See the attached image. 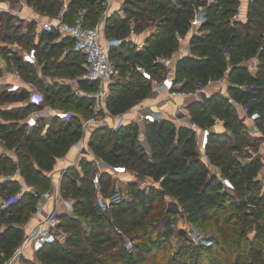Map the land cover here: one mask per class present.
Instances as JSON below:
<instances>
[{"label": "trees", "instance_id": "1", "mask_svg": "<svg viewBox=\"0 0 264 264\" xmlns=\"http://www.w3.org/2000/svg\"><path fill=\"white\" fill-rule=\"evenodd\" d=\"M87 2L97 5L86 12L88 24L95 25L98 21L90 22L89 18L96 20L99 13H104L105 6L102 5L105 0ZM200 2L203 1L125 0L124 15L114 12L121 23L117 35L106 33L110 37H121L118 33L124 32L122 29L131 24V20H135L137 29L142 24L138 20L150 18L154 11L162 12L163 23L147 38L142 49L133 53L124 50L133 43L132 37L124 36L120 49L113 51L119 72L120 69L124 71L129 63V76L122 77L120 72L111 86L107 106L112 113L124 112L150 97L151 81L139 72L137 65H143L156 75L160 65L154 62V58L171 54L178 47L175 32L188 30L194 4ZM240 4L241 0L208 3L204 30L191 39L192 54L184 56L177 65L178 78H184V88H193L197 83L207 85L229 73L232 83L228 88L229 95L220 90L207 91L206 100H193L187 105L192 120L202 127L212 128L206 147L208 161L201 157L197 133L188 126H177L169 118L160 126L156 123L147 125L150 151L141 144L138 124L131 123L118 129L109 126L94 129L90 147L98 157L112 164L124 163L129 169L133 167L148 172L160 180L161 186L147 189L136 177L128 182L125 198L111 209L101 211L96 205L98 190L92 180L93 162L82 158L83 174L70 167L63 176L62 193L72 198L75 205L73 213L63 212L60 216L64 241L46 244L36 253L40 262L31 263L29 256L25 264H212L214 258L207 251L215 243V254L223 264H264V184L260 177L264 159L250 155L243 160L237 154L244 150L250 133V126L243 119L237 103L250 104L252 110H258L261 118L257 124L264 126V0L250 2L248 26L242 20L231 19ZM44 10L47 11V6ZM78 14L70 3L68 18L74 19ZM3 15L0 14V38L20 40L30 45L34 24H30L27 32L21 33L12 23L14 17L9 15L5 19ZM52 36V33L44 34L47 40L43 49L48 57L70 43L63 40L52 46L47 42ZM255 56L258 57L256 74L250 70L251 64L243 61L244 57ZM15 58L25 66L20 57ZM119 58L124 62L120 63ZM48 61L56 71L63 68L70 76H75L82 72L84 57L73 50L63 59L49 58ZM26 72L38 83L44 82L32 68L26 67ZM55 73L62 74L60 70ZM81 83L94 85H88L84 80ZM45 88L51 104L59 103L60 107L70 104V109L75 111L91 112L87 99L75 95L69 87L47 84ZM3 94L22 98L0 90V95ZM27 111L20 105H0V139L7 148L15 150L14 156L0 152V173H10L18 167L21 175L38 187L37 190L45 191L52 184L48 172L53 170L57 159L67 155L83 136L81 120L78 117L68 121L54 119L43 132L42 126L29 129L21 122ZM218 120L224 123V130H216ZM215 166L220 168V173ZM225 176L232 180L235 188L226 186ZM112 182L111 176L102 177L104 192L111 189ZM20 185L19 179L9 178L0 181V191L13 186L14 190L7 198ZM163 190L177 199L188 220L198 225L212 223L217 234L212 244L189 241L179 249L173 248L171 236L177 222L176 211L162 207ZM1 200L0 264H4L26 237L24 225L36 209V199L27 192L7 206H3ZM161 214L164 215L162 230L153 224ZM252 231L254 236H250ZM127 237L135 241L131 251L125 244Z\"/></svg>", "mask_w": 264, "mask_h": 264}, {"label": "built area", "instance_id": "2", "mask_svg": "<svg viewBox=\"0 0 264 264\" xmlns=\"http://www.w3.org/2000/svg\"><path fill=\"white\" fill-rule=\"evenodd\" d=\"M172 1L175 2L176 0ZM202 1L194 4L188 30L185 33L180 30L175 32L178 47L171 54H160L154 58V62L160 65L159 72L156 75L143 65H137L139 72L151 81L154 91L165 93L172 98L189 96L195 97L194 100H206L208 96L206 85L197 83L191 90H185L183 88V80L178 78L177 73L179 60L192 54V37L204 30L203 26L207 20V4L215 0ZM248 1L250 3L252 0ZM111 3L112 0H105V4H108V7L104 10L102 20L95 25L88 24L85 11L79 13L74 19H69L67 16L69 9L67 0L64 1L62 11L55 16L38 12L30 5L29 0L20 1V5L33 9V13L29 15L21 14L19 6L13 9L8 4H0V11L13 13L21 18L24 17L26 24L24 29L20 31L21 33L27 32L30 24H34L33 38L30 45H26L24 41L20 40L0 39V90L22 96L18 105L28 109V111L26 116L21 119V122L26 124L29 129L42 126L43 132H45L54 119H57V121H68L71 118L78 117L81 120L83 136L75 145L82 155L93 162L94 172L92 180L98 190L96 205L101 211L111 209L113 205L127 196L128 191L122 186L121 182L126 180L124 175L130 170L126 165L112 164L94 153L90 147L92 131L103 126L118 129L131 123L138 124L141 144L150 151L147 133L144 131L143 126L149 123H156L160 126L163 120L167 118L165 109L161 106L159 100L149 103L143 102L118 114L112 113L107 106L111 86L119 75V68L113 56V51L120 49L124 40L121 37H110L105 34L106 21L114 11ZM241 8L240 4L231 19L242 20L248 26V14L242 16ZM118 9L124 10L122 2H120ZM132 32L136 33L134 26L132 27ZM45 33L53 34L52 39L47 41L52 46L63 40L70 42L64 45L63 52L65 54L74 50L83 55L84 61L82 62V72L80 74L53 77L44 72L46 62L43 60V45L45 44L43 35ZM16 56L20 57L25 66H21L18 63ZM255 58L258 57L255 56ZM26 67L32 68L35 74L47 84L65 85L75 95L87 99L90 103L91 114L84 116L73 109L48 103L45 92L38 87V82L27 75ZM82 80L88 82V85L92 83L94 85L87 86L82 84ZM237 104L245 122H251L253 126L258 127L257 120L261 118V113L258 110H252L250 104ZM182 106V104H179L178 107L173 109L171 115L174 118V122L177 126H188L197 133V146L201 152V157L208 161L206 147L212 128L200 126L196 121L192 120L190 112ZM182 121H187V123L184 124ZM217 124L218 122L215 125ZM215 128L220 130L216 126ZM259 135L264 140V133L261 132ZM20 174V170L17 167L14 175ZM1 175L3 174L0 173V177ZM104 175L105 177L111 176L113 179L111 189L108 192H104L102 188V177ZM9 177L19 179L16 178L17 176L11 175L0 178V180L4 181L5 178L8 179ZM223 181L228 188H235L229 177H223ZM27 192L31 193L36 199V209L32 216L42 210L46 201L54 196L51 189L39 191L30 186H23L22 182L17 191L2 199L1 203L3 206H7L24 197ZM163 192L165 193L164 190ZM55 197L57 201L54 208L40 218L34 227L26 231L23 243L4 264L25 263L29 257L27 252L37 253L38 250L48 243L57 240L64 241L65 233L60 227V216L63 212L73 213L75 211L74 200L65 197L61 192L55 193ZM118 231L122 232V229L118 228ZM125 244L131 251L135 241L127 237Z\"/></svg>", "mask_w": 264, "mask_h": 264}, {"label": "rangeland", "instance_id": "3", "mask_svg": "<svg viewBox=\"0 0 264 264\" xmlns=\"http://www.w3.org/2000/svg\"><path fill=\"white\" fill-rule=\"evenodd\" d=\"M20 1L21 0H0V4H2V5L8 4L13 9H15V7H17L19 5ZM64 1L65 0H31V1H29V3L31 6H33V8L35 10H37L38 12H40L42 14L58 15L62 11V9L64 8L63 7ZM117 1L118 0H114L115 4H117ZM68 3H69V7H70V3L72 4V6L76 9L77 13H81L83 11L87 12L88 8H91L92 6H97V5H91L90 3L87 2V0H68ZM44 6H47L46 12L44 10ZM98 6H100V5H98ZM102 6H105V9H106L108 7V4H105ZM19 9H20V12L23 10L21 8H19ZM117 12L119 15H121L120 11H117ZM24 13H28V12L25 11ZM0 14H5V15H3L5 19L9 15H12L14 17L12 23L15 25V28L17 27L18 32L23 30V28L26 24L24 17L21 18L19 15H15L13 13L2 12V11H0ZM21 14H23V13H21ZM112 14H113L112 17H110V19L108 21H106L105 32L108 34H111V35H115V34L117 35V28L121 23V19L114 12ZM102 15H103L102 13L101 14L99 13V16L96 20L89 18V21L90 22L98 21L97 22V24H98L102 20ZM162 17H163L162 12L154 11L151 13L150 18L139 19L138 22H142V24L136 29V33L132 32V25L130 23H128L125 26V28L122 29L124 32L118 33L119 36H121V37L127 36V37H132V39L134 38L133 43L131 44V47L129 49L125 48L124 50H127L129 53H133L136 49H142L143 47H140L141 45H139V44L140 43L143 44L142 42L145 41L144 40L145 36H147L149 33L152 34V33L158 31V27L161 26V24L163 23ZM130 22H132V20ZM132 24H136V22L134 23V21H133ZM0 29H1V27H0ZM43 38H44L43 39L44 41L47 40V38H45L44 35H43ZM14 40L15 39H12V41H14ZM62 51H63V48L58 50L54 54V56L56 58H60ZM49 58H50V60L56 59V58H53L52 55L49 56L48 59ZM253 59L254 58H252V57H248V58L244 57L243 61H245L248 64L249 63L251 64ZM118 61L120 63H123L124 59L119 58ZM51 65L52 64L50 63V61H48L45 64L46 69H44V72L49 74L50 76H53V77L70 76V74L68 72H66V70L63 68L57 69V71L60 70V72H62V74H58V73L56 74L55 73V72H57L56 68L52 67ZM128 67H129V63H127L124 71H123V69H120L122 77H125V76L128 77L129 76ZM227 74H228V72H226L225 75L222 78H220V80L218 79L217 80L218 82H216V84H215V86H217V87L220 86V91L223 92L225 95H229V90H228V88H226V79H224V78H227ZM183 79L181 78V80H183ZM221 80H223V81H221ZM209 84L210 83H208V85ZM46 85H47L46 82H39L38 83V87L41 88L45 92V94L47 95V99H48V93L46 92V88H45ZM208 85H206L207 91L210 92V91L215 89L214 87H209ZM191 89L192 88H185V90H191ZM151 90H152L151 91L152 95L150 94V97L154 96L155 98L160 100V102L164 103V105L166 107L165 109L167 110L165 112L166 113L168 112V115L171 116L173 109H175L179 105V104H177V101H176L177 98L175 100L174 98L166 95L165 93H160V92L154 91L153 88ZM191 99L194 100L195 97H189V100H191ZM148 100L149 99L147 98V99L143 100L142 102L139 101V102H137L136 105L141 104L143 102L149 103ZM184 100H186V101H184L185 103L181 101V104L183 105L182 107L186 108L189 101H187V99H184ZM193 100H191V101H193ZM18 101H20V98H18V97L5 96V94L0 95V105H2V106H4V105L13 106V105L17 104ZM47 102L50 103L49 99L47 100ZM57 105H59V103H57ZM59 107H60V105H59ZM71 107H72V105L66 104L65 107H63V108L70 109ZM76 111L79 112L81 115H84V116H88L89 114H91V112H89V111L86 112L82 109H78ZM217 122H218V124L215 126L219 127V125L222 124V121L218 120ZM143 129L145 132L146 131L148 132L149 127L147 125H145V126H143ZM257 132L258 133H260V132L264 133V126H263V128L262 127L256 128V126H253L252 129H250V133H249V136L247 138V142H246L244 150L241 151L240 153H237L243 160L246 158L248 159L250 157V155L254 156L255 154H260V153H261L260 156H262L264 159V140H263L262 136L260 137V135H257ZM120 165H125V164L120 163ZM58 166L59 165H57V167ZM129 170L131 171L132 178L137 177L143 187H146L147 189H149L150 187H153V186H156V187L161 186L160 180L154 179L148 172L143 173V172H141V170L135 169L133 167L130 168ZM262 172H264V170ZM15 173H16V169L10 173H6V174L1 175L0 178H4L6 176H11V175L17 176L16 178H19L20 184H22V182H23V186L26 185V186H30L34 189H38V187H36L32 182H29L21 174L20 175H14ZM261 178H262V181L264 184V175L261 176ZM6 179L7 178H5V180ZM10 179H12V178H10ZM0 181L2 182V180H0ZM51 182H52V180H51ZM13 190H14L13 186H9L7 190L2 189L0 191V199H4L8 194H11ZM160 199H161V203H162L163 208H170V209H173L176 211L177 222L174 225V233L171 236L173 248L175 250L179 249L181 246H183L185 244H188L189 241H194L196 243L201 242L204 245L212 244V240L217 236V234H216L211 222H206L202 225H198L197 223L192 222V221L187 219V215H186L185 211L182 209V207L178 204L177 199L169 196L168 194H166L164 192L162 193V196ZM163 217H164V215H162V214L159 215V217H157L156 220L159 221L158 223H157V221H153V224L154 225L157 224L159 226V229H161V230L163 229V224H162V218ZM30 221H31V218H29L28 221H26V223L24 225L25 228H28V224ZM157 233L158 232H156L155 235ZM254 235H255L254 231L250 232V236H254ZM215 245H216V243L214 244V247H215ZM214 247L212 249H210V251L206 250L208 252V255L211 256L212 258H214V260H215L214 261L212 259L213 261L210 263H212V264H223V260L216 256ZM27 255L30 256V262L31 263L40 262L36 253L29 251V252H27ZM22 264H25V263H22Z\"/></svg>", "mask_w": 264, "mask_h": 264}, {"label": "crops", "instance_id": "4", "mask_svg": "<svg viewBox=\"0 0 264 264\" xmlns=\"http://www.w3.org/2000/svg\"><path fill=\"white\" fill-rule=\"evenodd\" d=\"M23 1H26V0H23ZM68 1V0H67ZM120 2H122L123 4H124V0H118L117 1V4H115V2H114V0H112V3H111V6H112V8L114 9V11L113 12H115V11H120V13H122L123 15H124V10H119L118 9V7H119V5H120ZM249 1L248 0H241V14H242V16H246L247 14H248V9H249ZM21 9H23L22 11H21V13H23V15H29V14H32L33 13V9L32 8H30V7H25V6H23V5H20V3H19V5H18ZM125 6V5H124ZM25 11H27L28 13H24ZM133 21H134V23H135V20H132V22H131V25H132V27L134 26L135 27V24H132L133 23ZM24 29V28H23ZM152 33V32H151ZM105 34H106V32H105ZM107 35V34H106ZM151 34L149 33L147 36H145V38H144V42H142L143 44H139V45H141L140 47H143L144 46V44L146 43V40H147V38L150 36ZM1 40H5V39H3V38H0ZM134 39V38H133ZM55 46V45H54ZM68 53H64L63 51H62V53H61V56H60V58L59 59H63V58H65L66 57V55H67ZM52 57L53 58H56L54 55H52ZM43 60L47 63L48 62V55L46 54V52H45V50H44V54H43ZM250 70L254 73V74H256V72H257V70H258V59L257 58H254L253 59V61L251 62V65H250ZM224 79H226V88H229V86L232 84L231 83V81H230V77H229V73L227 74V78H224ZM220 80V79H219ZM221 81H223V80H221ZM216 82H218L217 80H212L211 82H210V84L208 85L209 87H214L215 89L214 90H220V86L219 87H217V86H215V84H216ZM211 85V86H210ZM214 90H212V91H214ZM212 91H210V92H212ZM209 92V91H208ZM151 95H152V93H151ZM154 96H151V97H149L148 99V101L149 102H153V101H158V99L157 98H155ZM175 100H176V98H174ZM184 99H187V101H191V100H193V99H191V100H189V96H187V97H184V96H179V97H177V104H181V101L182 102H184V101H186V100H184ZM18 103H19V101L17 102V104H15V105H18ZM159 103H161V106L165 109L166 107H165V105H164V103H162V102H160V100H159ZM185 103V102H184ZM15 105H13V106H15ZM3 107H10L9 105L7 106V105H4ZM186 110L188 111V112H190L189 111V109L187 108V106H186ZM165 111H167L166 109H165ZM134 113V112H133ZM166 117L167 118H169V119H171L172 121H174V118L172 117V115L170 116V115H168V112L166 113ZM188 119V118H187ZM186 119V120H187ZM184 124H186L187 123V121H182ZM181 122V123H182ZM249 126H250V129H252V127H253V125H252V123L251 122H246ZM258 127H260V126H258ZM257 126H256V128H258ZM217 128L218 129H220V130H224L225 129V125L222 123L221 125H219V127L217 126ZM261 133V132H260ZM260 133H258L257 132V135H259ZM0 152H4V153H7V154H10V155H12V156H14L15 155V150L14 149H9V148H7L6 147V145L4 144V142L0 139ZM261 155V153L260 154H255L253 157H256V156H260ZM82 158H86L84 155H82L80 152H79V150H78V148H77V146L76 145H74L72 148H71V150L69 151V153L67 154V155H65V156H62V157H59L58 159H57V162H56V164H55V167L53 168V170H51L50 172H48V174L51 176V180H52V184H51V187H50V189H51V191H53V193H54V196H52L51 198H49V200H47L46 201V203H45V205H44V207H43V209L42 210H40L37 214H35L34 216H31V221L29 222V224H28V228H26V230H29L30 228H32V227H34L37 223H38V221L40 220V218H42V217H44L47 213H49L53 208H54V206H55V203H56V201H57V199H56V197H55V193H58V192H61L62 193V181H63V176H64V174H65V172L67 171V169L68 168H70V167H75L76 168V170H78V172L79 173H81V174H83V169H82V166H81V160H82ZM88 159V158H87ZM57 165H59L58 167H57ZM215 169L220 173V168L219 167H217V166H215ZM260 175L261 176H263L264 175V172H262L261 171V173H260ZM125 176V181L124 182H121V184H122V186L127 190V187H128V182L130 181V180H132V179H134V178H132V176H131V171H129L127 174H125L124 175ZM260 176V177H261ZM63 194V193H62ZM127 194H128V192H127Z\"/></svg>", "mask_w": 264, "mask_h": 264}]
</instances>
